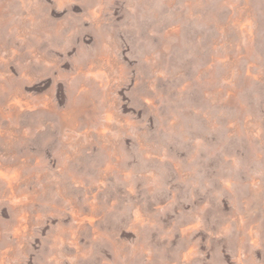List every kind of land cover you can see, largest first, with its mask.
I'll return each mask as SVG.
<instances>
[{
  "label": "rangeland",
  "instance_id": "374dc122",
  "mask_svg": "<svg viewBox=\"0 0 264 264\" xmlns=\"http://www.w3.org/2000/svg\"><path fill=\"white\" fill-rule=\"evenodd\" d=\"M0 264H264V0H0Z\"/></svg>",
  "mask_w": 264,
  "mask_h": 264
}]
</instances>
